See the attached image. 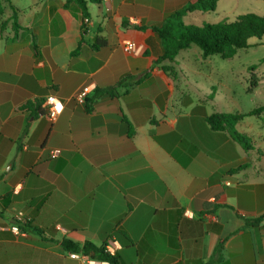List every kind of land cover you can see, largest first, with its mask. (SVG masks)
I'll use <instances>...</instances> for the list:
<instances>
[{
  "label": "crops",
  "instance_id": "obj_1",
  "mask_svg": "<svg viewBox=\"0 0 264 264\" xmlns=\"http://www.w3.org/2000/svg\"><path fill=\"white\" fill-rule=\"evenodd\" d=\"M188 1H87L83 18L67 0H1L0 264H264V217L251 222L264 216V134L239 120L246 150L212 129L205 118L227 110L156 63L150 26ZM51 94L54 121L23 108ZM63 239L115 241L113 262Z\"/></svg>",
  "mask_w": 264,
  "mask_h": 264
},
{
  "label": "trees",
  "instance_id": "obj_2",
  "mask_svg": "<svg viewBox=\"0 0 264 264\" xmlns=\"http://www.w3.org/2000/svg\"><path fill=\"white\" fill-rule=\"evenodd\" d=\"M78 6L83 18H88L87 1L100 3L101 0H67ZM217 0H190L179 11H175L165 16L162 22L151 25L150 28L158 36L161 43V54L156 60V63L169 62L167 65H162L164 71H174L171 64L175 60L179 51L189 48L191 45H197L201 51L202 58L217 54L221 58H231L239 48L249 46L251 37L261 38L264 36V15L245 12L238 14L233 20H223L216 23H206L203 26L186 25L182 21V17L186 12L196 10L212 11L216 7ZM3 12V5L0 0V14ZM84 26V24H82ZM12 26L17 33L18 29L24 28L18 24L16 13L12 14ZM138 29H146L142 25L136 26ZM106 45V41L98 36L93 38L91 47L98 49ZM79 46L71 52V55L78 53ZM249 69L254 70L255 65H251ZM251 86L258 83L256 75L251 74ZM44 99L38 98L34 102L28 101L23 105V108L30 112L32 117H38L43 114ZM264 111V104L256 106L246 112H214L208 115L205 120L212 129L226 130L231 138L237 141L246 150L251 149V137L245 133L238 131L235 127L236 123L245 116L259 115ZM0 204H9L8 196L0 197ZM264 216L253 219L252 223L261 222ZM34 231H41L33 226H29ZM62 246L68 251L74 253L89 254L90 252L97 253V257L109 262H113V256L99 250L90 243L79 245L70 240L63 239Z\"/></svg>",
  "mask_w": 264,
  "mask_h": 264
},
{
  "label": "rangeland",
  "instance_id": "obj_3",
  "mask_svg": "<svg viewBox=\"0 0 264 264\" xmlns=\"http://www.w3.org/2000/svg\"><path fill=\"white\" fill-rule=\"evenodd\" d=\"M245 12L264 15V0H217L214 10L186 12L182 21L186 25L203 26L230 21ZM176 57L178 66L174 65L175 75L182 74L186 83L196 88L197 94H210L216 104L227 112H246L264 104V36L251 37L249 46L237 49L231 58H221L217 54L202 58L197 45H191ZM251 65H255L254 70L249 69ZM253 73L258 80L255 86L250 83ZM257 116H245L244 122H251L255 133L264 134V113L261 117Z\"/></svg>",
  "mask_w": 264,
  "mask_h": 264
},
{
  "label": "built area",
  "instance_id": "obj_4",
  "mask_svg": "<svg viewBox=\"0 0 264 264\" xmlns=\"http://www.w3.org/2000/svg\"><path fill=\"white\" fill-rule=\"evenodd\" d=\"M106 2L108 0H102ZM122 48L125 52H135L137 50V44L134 41H126L123 43ZM92 90L91 84L82 85L74 95V100L77 104H84L88 94ZM43 106L46 108V113L48 118L51 121H54L59 115L63 105L62 102L55 95L51 94L44 98ZM57 152L55 150L50 151V157L55 158ZM116 245L115 241H108L105 243L104 252L108 254H113L115 251Z\"/></svg>",
  "mask_w": 264,
  "mask_h": 264
}]
</instances>
